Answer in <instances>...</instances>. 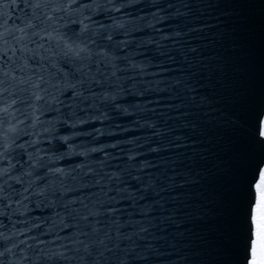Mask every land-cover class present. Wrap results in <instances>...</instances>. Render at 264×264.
<instances>
[{"label": "snow or ice", "instance_id": "obj_1", "mask_svg": "<svg viewBox=\"0 0 264 264\" xmlns=\"http://www.w3.org/2000/svg\"><path fill=\"white\" fill-rule=\"evenodd\" d=\"M10 3L15 6L18 0H10ZM72 0H26V6L30 7L31 14L20 12L18 19L19 23H9V18L13 13L9 10V0H0V54L7 57L6 61L0 63V161L5 157V151H10L14 147L24 148L25 144L15 145L14 138L19 134L28 135L31 137L30 143L36 145L40 142L39 134L41 132L50 133L55 131L54 127H38L44 123L42 117L47 112L48 105L58 104V94L60 88H74L76 84L72 83L67 78V73H64L65 79L57 80L54 86L51 83V77L54 73H50L43 65H33L29 62V57L35 55L41 56L43 49L49 56L54 57L56 53L49 47H45V39L47 41H55L60 47V51L64 55H71L74 58L81 59L90 55V50L83 42L72 39L65 33L60 31L64 27L62 24H57L53 13H58L62 9L69 13L72 9L69 5ZM119 4V3H118ZM117 5V4H116ZM115 5V6H116ZM119 10L121 7H115ZM76 11H79L77 9ZM43 16V25L37 26L34 20ZM88 17H82L79 21L80 31L84 32L89 28V24L85 23ZM19 53V54H18ZM106 51L103 48L98 49L97 55L104 56ZM53 68L57 67L55 59L50 61ZM86 65H81L85 67ZM35 68V71H33ZM62 71V69H61ZM47 86H44V85ZM22 103L23 112L21 108L17 107ZM258 115L255 122H251V129L256 137L264 141V120L260 119V114H264V108H257ZM127 111V109H125ZM26 113V115H25ZM31 118V123L28 125L29 129L34 131H27L21 127L24 121ZM92 120L100 119V117L93 116ZM86 121L84 119H76L75 121H68L75 125H82ZM51 125L52 121H48ZM100 130L97 129V132ZM51 139V137H49ZM62 141H67V135L61 136ZM71 147V146H69ZM92 151H96L95 148ZM28 158L32 164L36 163L33 159V153H28ZM35 155L39 157L40 150L37 149ZM136 153H132L131 159ZM59 159V157H57ZM16 168V163L12 159H8L7 166H0V177L7 176L8 179L21 182V175H11ZM55 173L61 175L66 174L67 170L61 167L50 169ZM30 170L25 168L23 175H30ZM116 175V173H113ZM31 182H29V187ZM45 189L36 188L33 195H42ZM28 187L22 190L20 198L10 201L17 205L16 211L24 213L28 209L25 201L28 199ZM0 195H3V189L0 188ZM39 206V205H37ZM117 209L109 208V214L114 213ZM100 213L90 212L81 217L82 220L87 221L89 216H97ZM56 224H61L64 228L69 225L65 223L63 218L55 221ZM36 227V226H35ZM100 230V222L96 221L90 225V232L96 233ZM27 231V230H21ZM143 231V229H141ZM76 238L68 240V244L73 248L83 245L88 247L89 243H103L100 241H89L85 243L79 238L80 233H75ZM241 236L243 240L242 247V261L246 264H264V159L257 160L251 166L250 173L246 184V198H245V223L242 227ZM251 244V259H248V247ZM59 254H63L59 252ZM15 264H25L24 259L15 261Z\"/></svg>", "mask_w": 264, "mask_h": 264}, {"label": "clouds", "instance_id": "obj_2", "mask_svg": "<svg viewBox=\"0 0 264 264\" xmlns=\"http://www.w3.org/2000/svg\"><path fill=\"white\" fill-rule=\"evenodd\" d=\"M106 95H107V93H106Z\"/></svg>", "mask_w": 264, "mask_h": 264}]
</instances>
